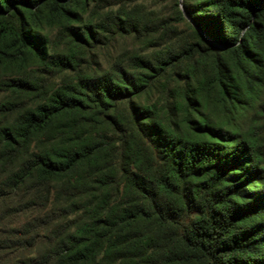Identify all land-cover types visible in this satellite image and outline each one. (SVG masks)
Wrapping results in <instances>:
<instances>
[{
    "label": "trees",
    "instance_id": "1",
    "mask_svg": "<svg viewBox=\"0 0 264 264\" xmlns=\"http://www.w3.org/2000/svg\"><path fill=\"white\" fill-rule=\"evenodd\" d=\"M141 1L0 0V264H264V0Z\"/></svg>",
    "mask_w": 264,
    "mask_h": 264
},
{
    "label": "rangeland",
    "instance_id": "2",
    "mask_svg": "<svg viewBox=\"0 0 264 264\" xmlns=\"http://www.w3.org/2000/svg\"><path fill=\"white\" fill-rule=\"evenodd\" d=\"M184 0H142L141 3L144 5L146 10L152 11L155 13L159 18H167L168 22L170 24H174L175 21L178 22V27L184 28L186 26L185 22H188L185 16H183L185 22H181L177 20V17L175 15L176 8L182 10L181 3ZM115 9V6H107L104 11H107L108 9ZM131 41L123 42L122 40H119V43L115 44L116 49L112 50V52H116L120 47H123L124 44H128Z\"/></svg>",
    "mask_w": 264,
    "mask_h": 264
}]
</instances>
